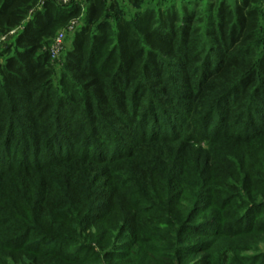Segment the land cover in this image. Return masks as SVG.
Here are the masks:
<instances>
[{"label":"trees","instance_id":"trees-1","mask_svg":"<svg viewBox=\"0 0 264 264\" xmlns=\"http://www.w3.org/2000/svg\"><path fill=\"white\" fill-rule=\"evenodd\" d=\"M40 1L0 0V37L17 30L0 46V264H246L264 244L262 1L135 17ZM80 15L55 81L53 37Z\"/></svg>","mask_w":264,"mask_h":264},{"label":"rangeland","instance_id":"rangeland-1","mask_svg":"<svg viewBox=\"0 0 264 264\" xmlns=\"http://www.w3.org/2000/svg\"><path fill=\"white\" fill-rule=\"evenodd\" d=\"M77 3L81 4V9L84 13L85 10V6L86 3L84 0H75ZM116 1V0H115ZM120 2V9H121V13L126 16V17H130V16H139L142 12V10L144 9V7L146 6H150L152 5L154 2H156L155 0H139L138 3H132V2H127L126 0H118ZM163 1H167V0H163ZM168 1H174L176 4L181 5L183 2H185V0H168ZM197 1V0H196ZM228 3L230 4H234L235 0H227ZM261 4L264 7V0H261ZM204 3V2H203ZM203 3H200L201 5H203ZM154 6V5H153ZM155 7V6H154ZM84 15H80L79 18L73 19L71 20L66 26H64L63 28H61L60 30H58V32L55 34V36L53 37V41L54 38L56 36H58L59 34H63V40H62V49L59 51V55L55 58H51V62L54 65V79L55 81L58 80L59 76H60V69L62 68V55L63 53L70 48L71 45V41L73 38L74 33L76 32L77 28L83 24L84 22ZM17 32V30H16ZM13 35H7L5 36V39L1 41V37H0V46L2 47L4 44H6L7 42H9L11 40V38H13ZM3 38V37H2ZM53 41L51 43V47L53 45ZM2 62V58L0 57V63ZM168 166V165H167ZM169 167V166H168ZM126 199V198H125ZM125 199L123 200V203L126 204ZM112 200V199H111ZM109 200V201H111ZM199 199H197L198 201ZM204 200V198H201L199 200L202 201ZM115 200H112L110 202V208L112 209V211H110V215H117L120 216V208H118V203L117 202H113ZM121 202H119L120 205ZM252 239L255 240V236H252ZM124 242L123 239H121V242ZM220 251L221 250H217L216 252H214V255L211 259H215V264L216 262H218V264H220V259L217 258L220 256ZM264 252V244L263 242H259V245L256 246V248H254V250L252 251H248V252H243L242 257L245 258V263L249 264L250 262H252L253 260L250 257H253L251 255H255L257 256V252ZM238 253L237 250H235L234 255ZM250 253V254H249ZM25 255L22 251H14L12 252L11 256L9 258H7L8 262L10 264H21L24 261V264H27V259H25ZM190 263H196V260H192L190 261Z\"/></svg>","mask_w":264,"mask_h":264},{"label":"built area","instance_id":"built-area-1","mask_svg":"<svg viewBox=\"0 0 264 264\" xmlns=\"http://www.w3.org/2000/svg\"><path fill=\"white\" fill-rule=\"evenodd\" d=\"M44 1L45 0L40 1V6L43 4ZM53 1H55L59 4H62V5H67L74 0H53ZM15 34H16V30H13L8 35L9 36L10 35L15 36ZM5 36H7V35H5ZM5 36H3V38L1 37V41L5 39ZM62 40H63V34L62 33L54 38L53 45L50 48L51 58H55L59 55V51L62 49Z\"/></svg>","mask_w":264,"mask_h":264}]
</instances>
